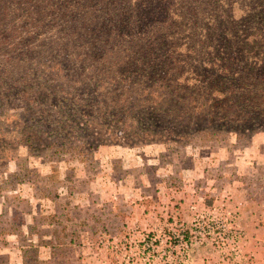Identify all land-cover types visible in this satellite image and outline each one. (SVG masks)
<instances>
[{"label":"trees","instance_id":"trees-1","mask_svg":"<svg viewBox=\"0 0 264 264\" xmlns=\"http://www.w3.org/2000/svg\"><path fill=\"white\" fill-rule=\"evenodd\" d=\"M0 60V107L25 106L57 154L88 145V114L146 141L264 125V0H0ZM21 137L42 149L38 129ZM48 225L39 246H66Z\"/></svg>","mask_w":264,"mask_h":264},{"label":"rangeland","instance_id":"rangeland-1","mask_svg":"<svg viewBox=\"0 0 264 264\" xmlns=\"http://www.w3.org/2000/svg\"><path fill=\"white\" fill-rule=\"evenodd\" d=\"M23 107H0V264H264V125L146 141L88 114L70 155ZM33 129L42 149L21 141Z\"/></svg>","mask_w":264,"mask_h":264},{"label":"crops","instance_id":"crops-1","mask_svg":"<svg viewBox=\"0 0 264 264\" xmlns=\"http://www.w3.org/2000/svg\"><path fill=\"white\" fill-rule=\"evenodd\" d=\"M261 197H264V196H261ZM261 200V203H264V198H260V199H258L257 201L259 202ZM257 204V202L256 203H254L253 205H256ZM264 207V206H263ZM255 216L257 217L258 216V214H256L255 213ZM255 226H257V225H255ZM259 226V225H258ZM257 226V229H255V232L254 233H260V229L262 228V227H258Z\"/></svg>","mask_w":264,"mask_h":264}]
</instances>
